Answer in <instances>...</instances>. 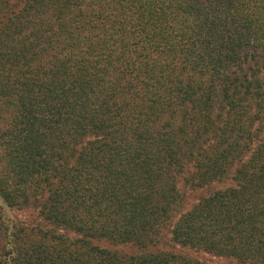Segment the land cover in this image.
<instances>
[{"label": "trees", "instance_id": "obj_1", "mask_svg": "<svg viewBox=\"0 0 264 264\" xmlns=\"http://www.w3.org/2000/svg\"><path fill=\"white\" fill-rule=\"evenodd\" d=\"M264 264V0H0V264Z\"/></svg>", "mask_w": 264, "mask_h": 264}, {"label": "rangeland", "instance_id": "obj_2", "mask_svg": "<svg viewBox=\"0 0 264 264\" xmlns=\"http://www.w3.org/2000/svg\"><path fill=\"white\" fill-rule=\"evenodd\" d=\"M198 258L201 260L207 262V263H212V264H230L228 261H226L223 258L212 256L208 253H202V252H197L195 253Z\"/></svg>", "mask_w": 264, "mask_h": 264}]
</instances>
